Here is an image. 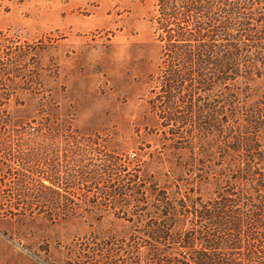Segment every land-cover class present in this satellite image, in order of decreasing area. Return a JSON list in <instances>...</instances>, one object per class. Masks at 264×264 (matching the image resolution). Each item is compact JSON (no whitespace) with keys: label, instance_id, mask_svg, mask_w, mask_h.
Returning a JSON list of instances; mask_svg holds the SVG:
<instances>
[{"label":"rangeland","instance_id":"obj_1","mask_svg":"<svg viewBox=\"0 0 264 264\" xmlns=\"http://www.w3.org/2000/svg\"><path fill=\"white\" fill-rule=\"evenodd\" d=\"M158 1L0 0V92L6 87L8 96L0 104V264H111L104 255L86 253L106 248L111 240L123 245L119 264H151L154 257L174 258L182 251L191 256V249L207 251L209 264L226 263L214 252L222 239L206 248L202 243L181 247L170 238L159 243L145 223L97 209L91 197L104 184L82 182L83 174L75 172L89 166L96 145L83 147L84 152L64 143L30 147L25 131L37 129L62 133L71 127L95 138L100 148L140 163L144 188H166L177 202L225 204L230 216H238L228 217L231 225L250 240L257 202L255 152L264 155V0L222 3L225 11L232 10L223 16L248 23V35L232 46L228 30L219 31L216 55L206 51L205 61L192 68L206 80L197 77L179 89V112H161L152 104L167 96L159 79L166 65L154 20ZM233 27L236 34L239 25ZM246 54L253 63L250 72L244 65L235 69ZM9 66L23 75L14 69L9 74ZM230 99L234 109L225 108ZM30 154L26 171L32 178L43 176L49 184L57 169L52 164L59 161L62 181L77 180L59 189L87 196L81 215L53 220L39 213L41 205L18 202L15 158L29 160ZM187 216L172 226V235L184 237L200 228L194 215ZM220 248L232 252L226 243ZM235 257L245 258L243 253Z\"/></svg>","mask_w":264,"mask_h":264},{"label":"trees","instance_id":"obj_2","mask_svg":"<svg viewBox=\"0 0 264 264\" xmlns=\"http://www.w3.org/2000/svg\"><path fill=\"white\" fill-rule=\"evenodd\" d=\"M234 0H159L158 14L155 17L156 33L159 40L163 42V56L166 68H163L162 74L159 75L161 83L164 85V92L167 93L166 100H153L152 104L155 109H161V112H179L178 93L179 89L186 82L196 80L199 77L200 83L205 81L207 75L204 73L196 74L192 71L194 64L204 62L206 51H212L216 55L215 48L219 44V31L228 30L226 38L230 41V45L237 46L245 37L249 25L243 23V19L231 18L229 13L232 10L225 11L222 8V3L231 2ZM226 13L227 16H223ZM234 20L237 22H234ZM243 23V24H242ZM233 25H239L236 28L238 32L234 34ZM237 35V38L235 37ZM231 37V38H230ZM237 41V42H236ZM1 58V52H0ZM205 58V59H204ZM241 63L237 64L236 68L244 65V69L250 72L253 63L249 55H243ZM246 63H249L246 65ZM13 67H8L7 71L10 74ZM16 76H22L23 72H17L14 69ZM240 70H236L239 75ZM3 92L6 93L3 97ZM0 94V104L5 101L7 96V88ZM9 95V94H8ZM229 104L227 107L234 109L235 101H225ZM164 106V108H163ZM193 106H191L192 108ZM212 108L216 110V106ZM201 109V107H199ZM204 107L200 110L203 112ZM37 129V128H36ZM68 132L61 131H43L36 130L25 131L29 136V141L33 143L30 147L35 146L43 149L50 142L64 143L76 146L83 150V147L96 145L95 155L90 158V164L83 165L81 169L75 172L83 174L82 182L92 181L95 186L103 183L101 192L91 197V202L97 209L105 212L112 210L117 218H123L132 222L145 223V227L149 233L153 235L157 242H163L161 239L170 240L181 247L195 246L198 243L208 247L209 243H213L217 239H222L223 242L216 241L214 252L220 258L226 259L225 264H264V166L261 156L255 152L256 160L259 163L255 166V176L257 180V202L255 205V218L253 227L250 233V240L247 241L242 232V228H235L229 218L238 216H230L231 211L223 207L211 208L206 205L198 206L194 200L177 202L172 198L166 188L152 190L144 188L139 178L141 175V166L139 162L123 160L119 154L114 151H106L100 148V144L93 137H85L71 127L66 129ZM40 131V132H39ZM30 143V144H31ZM69 145V146H70ZM32 150V149H31ZM26 151H18L17 154L25 153ZM260 156V157H259ZM17 186L18 191L16 198L18 202L27 204L36 203L41 205L39 213L44 214L50 219L59 220L69 216L81 215L82 201L87 199L77 196L71 192H63L62 184L75 183L77 180L62 181L64 176L58 175L62 170L58 167L60 162L56 161L53 165V176L49 177L50 183L47 184L43 176L32 178L27 173L29 161H32L31 154L29 160L27 157L17 156ZM37 160H41L37 159ZM27 167V168H26ZM77 174V175H80ZM45 175V174H44ZM90 176V177H89ZM78 178V176L72 175ZM188 198H190L188 196ZM80 200V201H79ZM191 202V203H189ZM34 211L31 208V212ZM187 214L194 215L196 222L200 223V228H192L186 236L172 235V226L178 222L185 223L188 220ZM229 217V218H228ZM233 218V219H234ZM170 238V239H168ZM114 239V238H113ZM111 240V239H110ZM226 243L230 245L232 252H226L218 245ZM107 247L100 250L94 248L91 252L87 249L88 255H104L108 257L111 264H119L121 252L124 250L123 245H118L115 240L106 243ZM248 245V246H247ZM101 247V246H100ZM244 249V250H243ZM243 250V251H242ZM234 251V252H233ZM236 251V252H235ZM91 252V253H90ZM183 251L180 256L174 258H164L163 256L154 257L151 264H209V254L207 251L191 249V256H187ZM243 253L247 260L234 255ZM211 259V258H210ZM235 261V263L233 262ZM230 262V263H229ZM127 264H141V262L132 261Z\"/></svg>","mask_w":264,"mask_h":264}]
</instances>
